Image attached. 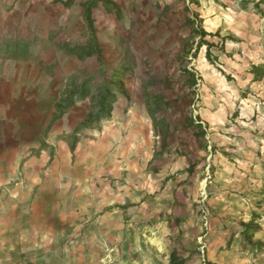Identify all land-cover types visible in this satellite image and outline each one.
I'll return each instance as SVG.
<instances>
[{
  "label": "rangeland",
  "instance_id": "1",
  "mask_svg": "<svg viewBox=\"0 0 264 264\" xmlns=\"http://www.w3.org/2000/svg\"><path fill=\"white\" fill-rule=\"evenodd\" d=\"M58 171L160 264H264V0H0V224Z\"/></svg>",
  "mask_w": 264,
  "mask_h": 264
},
{
  "label": "crops",
  "instance_id": "2",
  "mask_svg": "<svg viewBox=\"0 0 264 264\" xmlns=\"http://www.w3.org/2000/svg\"><path fill=\"white\" fill-rule=\"evenodd\" d=\"M50 177L34 201L30 224H0V264H113L111 254L94 247L97 241L105 246L117 242L125 245L121 264H160L158 248L146 246L141 235L143 225L131 224L119 230L121 224H112V214L107 210L99 215L105 224H96L98 220L82 224L87 213L82 199L92 197L93 190L87 185L66 189L64 172ZM91 233L97 236L96 242H90ZM130 246L136 247L135 255L129 253ZM165 250L169 258L173 249Z\"/></svg>",
  "mask_w": 264,
  "mask_h": 264
},
{
  "label": "trees",
  "instance_id": "3",
  "mask_svg": "<svg viewBox=\"0 0 264 264\" xmlns=\"http://www.w3.org/2000/svg\"><path fill=\"white\" fill-rule=\"evenodd\" d=\"M188 11V9H187ZM201 126V124H199ZM156 127H157V122H156ZM158 135L159 137V140H158V144L156 146V151H157V155H156V158H158V161H161V159L159 157H161V155L165 152V151H170V144H166L165 141L166 139L164 137H162L161 135H163V132L162 131H159L158 130ZM168 143V142H167ZM75 146H72V152L75 153ZM205 160L204 158H201L199 161L197 162H191L190 163V167H189V170H188V174L189 175H194L195 171L198 169V168H201L203 169V167L205 166ZM170 264H183V261L180 260V258L178 257V254L176 251L172 252L171 254V258H170Z\"/></svg>",
  "mask_w": 264,
  "mask_h": 264
}]
</instances>
